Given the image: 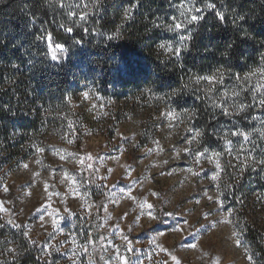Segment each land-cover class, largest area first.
<instances>
[{"label":"trees","instance_id":"16d2710c","mask_svg":"<svg viewBox=\"0 0 264 264\" xmlns=\"http://www.w3.org/2000/svg\"><path fill=\"white\" fill-rule=\"evenodd\" d=\"M89 2L91 10L81 20L53 0H0V41L6 40L0 42V190L6 175L53 133L71 131L80 146L74 103L85 91L107 100L166 103L190 131L201 133L195 135L199 150L224 156L222 203L253 259L264 264V224L252 219L256 203L248 196L254 188L264 194V165L236 166L224 145L232 125L252 127L255 137L264 132V116L257 122L251 116L264 114V0ZM209 3L215 7L209 9ZM197 7L201 12L187 11ZM193 14L202 19L188 24ZM175 23L183 27L169 31ZM181 36L191 39L176 56ZM49 37L53 46L66 47L57 61L50 59ZM161 43L172 44L173 51ZM204 76L216 79L196 82ZM174 91L178 95L172 96ZM241 103L247 107L237 111ZM228 105L234 107L224 114ZM257 146L253 161L264 159V146ZM0 225V264H59L1 211Z\"/></svg>","mask_w":264,"mask_h":264},{"label":"rangeland","instance_id":"374dc122","mask_svg":"<svg viewBox=\"0 0 264 264\" xmlns=\"http://www.w3.org/2000/svg\"><path fill=\"white\" fill-rule=\"evenodd\" d=\"M53 1L72 18L90 9L89 0ZM74 106L80 146L71 131L53 133L43 151L6 175L0 190L5 219L24 228L46 258L59 264H263L234 231L222 203L224 156L199 150L194 132L166 103L107 100L85 91ZM251 116L257 122L264 114ZM226 130L229 161L251 165L264 139L253 136L252 127ZM248 196L256 203L252 219L264 224V194L254 188Z\"/></svg>","mask_w":264,"mask_h":264},{"label":"snow or ice","instance_id":"6c2138e0","mask_svg":"<svg viewBox=\"0 0 264 264\" xmlns=\"http://www.w3.org/2000/svg\"><path fill=\"white\" fill-rule=\"evenodd\" d=\"M97 3H98V0H97ZM62 6H63V5H62ZM207 7H208L209 9H213L215 6H214L213 4H211V3H209V4L207 5ZM89 10H91V9H89ZM193 10H194L195 12H197V13H198V12H201V9L198 8V7H197V8H194V9H192V8H188V9H187V11H193ZM73 14H74V13H73ZM125 14L128 15L127 12H126ZM184 15H185V12L182 11V12H181V16H184ZM85 18H86L85 15H81V20H83V19H85ZM218 18H219L220 20H223L224 17H223V15H219ZM174 19H175V18H174ZM200 19H202L201 16H198V15H194V14H193V15H191L190 20H187V23H188V24H191L192 22H197V21H199ZM240 19L242 20V19H244V17L241 15V16H240ZM158 26H159V25H158ZM182 27H183V25H182L181 23H175L174 28H173L172 26H168L169 31L179 30V29H181ZM67 31H68L69 33H71V32L73 31V28L69 27V28H67ZM85 31H87V30L85 29ZM108 38H109V40H111V39H114L115 37H113V36H109ZM190 39H191L190 36H181V37H180L179 46L175 48V55H176V56H179V55L181 54L182 49L186 48L185 41H186V40H190ZM0 42H6V40H5V41H0ZM54 47H55V49L59 50L60 54H62L64 51H66V47H65L64 45H62V44L57 43V44H55ZM48 48H49V52H50V59H51L52 61H57V60H58V54H57L56 51H53V50H52V49H53V45H52V43H51V38H50V37H49V40H48ZM160 48L165 49V50L168 51V52H172V51H173V46H172V44H168L167 46H165V44L161 43V44H160ZM126 70H128V71H133V69H126ZM219 75H220V80H219V82L222 83V82H223V79H222V78H223V72L219 73ZM248 78H249V76H247V75L244 77L245 80H247ZM215 79H216L215 76L197 77V78H196V82L199 83L200 80H207V81L211 82V81H213V80H215ZM237 79H239V77H237ZM210 91H211V89H210ZM85 95H87V94H85ZM171 95H172V96H176V95H178V93L174 91V92L171 93ZM225 95H227V93H225ZM233 95H238V93H233ZM260 104H261V106H264V93H261ZM246 107H247L246 105H244L243 103H241L240 105L237 106L236 110H237V111H244ZM223 112H224V114H228L229 109H228V108H224V109H223ZM188 115H189V117H192V116H194L195 114H194V113H188ZM233 134L235 135L236 133H233ZM195 135L198 137V136L201 135V133H200V132H197ZM247 138H248L247 135H245V139H247ZM261 138L264 139V132L261 133ZM38 151H43V149H38ZM185 151L187 152L188 149H185ZM197 159H198V158H197ZM253 163H254V164H259V165H264V159H260V160H258V161H255V160H254ZM25 167H27V165H25ZM89 167H91V165H89ZM217 167H219L218 164H217ZM212 179H216V177H212ZM210 199H211V198H210ZM148 207H149V209H151L153 206H152L151 204H149ZM149 214H151V213H149ZM153 218H155V217H153ZM53 223L55 224V221H54ZM0 227H2V225H0ZM25 235H27V233H25ZM237 243H239V241H237ZM57 251H59V249H57ZM249 259H251V257H249Z\"/></svg>","mask_w":264,"mask_h":264}]
</instances>
